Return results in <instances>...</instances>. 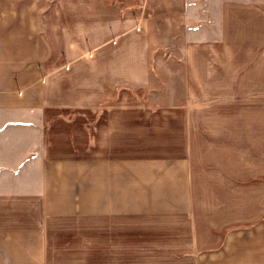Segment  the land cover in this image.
<instances>
[{"label": "crops", "instance_id": "crops-1", "mask_svg": "<svg viewBox=\"0 0 264 264\" xmlns=\"http://www.w3.org/2000/svg\"><path fill=\"white\" fill-rule=\"evenodd\" d=\"M158 1H174L164 6L189 17L192 4L185 1L200 0ZM91 18L92 61L73 41L67 62L50 68L41 90L35 81L20 91L0 84V264H264V66L255 58L251 69L237 66L230 78V67L198 61L197 53L212 56V45L188 44L184 116L197 117L192 84L252 87L223 98L251 108L182 127L179 151L150 144L147 116L155 111L126 109L133 104L121 98L150 86L149 41L133 35L131 12ZM82 21L81 14L62 16L59 28L68 40L82 39ZM70 110L105 118L92 136L80 124L90 138L76 143L92 144L93 156L50 151L61 139L48 135V115ZM158 113L165 119L170 112ZM230 117L237 118L233 129ZM160 125L166 132L165 121ZM133 139L143 140L141 149L174 151L105 154L133 149Z\"/></svg>", "mask_w": 264, "mask_h": 264}, {"label": "rangeland", "instance_id": "rangeland-1", "mask_svg": "<svg viewBox=\"0 0 264 264\" xmlns=\"http://www.w3.org/2000/svg\"><path fill=\"white\" fill-rule=\"evenodd\" d=\"M166 2L174 1L0 0V84L15 83L17 84L15 91H20L35 81L34 84L36 82L38 84V91L41 90L46 85V80L48 81L50 68L56 63L67 62V56L71 55L68 46H73L70 42L74 41L80 46H86L81 56L84 55V58L92 61L91 50H86L89 49L88 45H91V37L89 38L88 34L96 23L92 21L93 15L102 14V12L106 14L131 12L133 35L144 36L149 41L148 60L151 82L148 89L124 91L121 93V98L133 104V107L126 109L155 111L147 116L150 127L147 138L151 139L148 143L151 144L153 141L157 144L159 141L169 148L174 147L178 150L179 137L185 134L184 126L195 125V122L197 127L210 125L213 124L212 117H220L222 114L236 116V110L244 107L248 109L247 106L250 105L251 108L252 105L251 102L246 101L223 100V98H233L234 93H240L241 89L246 94L251 93L252 87L223 86L225 90L222 91L220 84L206 87L192 84L191 88L197 95V100L192 104L197 117L192 119L193 121L185 117L183 106L185 104L187 106L185 83L188 82V70L184 66L187 61L184 54L186 46L192 43L198 46L204 43L212 45L214 47L212 56L210 57L209 53H197L198 61L204 57L207 62H213L221 67L222 65L230 67V78L235 77L232 69L237 66L245 70L251 69L255 58L263 67L264 0L185 1L192 4L189 17H186L183 11L175 10L174 6L165 7ZM74 14H81L84 18L81 24L85 27L83 32L85 37L68 40L67 35L63 34L59 28L60 19L62 16ZM69 32L71 30H67L66 34ZM113 40L115 39L113 38L111 43L114 45ZM257 47L260 48L259 54L256 53ZM248 78L245 71L244 79ZM205 88L211 95L205 94ZM162 110L164 113L170 112L164 114L165 119L159 117L158 111ZM142 118L131 120L133 126H140ZM177 120L180 123L177 124L178 127L174 123ZM162 121H165L166 132L160 125ZM236 121V117L229 118L231 129L236 125ZM103 123L105 118L97 120L91 112L86 111L70 110L49 114L48 135L52 134L61 139L59 142H53L50 151L53 154L76 158L93 156L94 152L98 151L93 149L92 144L76 143L77 139L82 137L90 138L89 133H85L80 124L82 127L89 128L88 132L92 136L94 128L97 129ZM50 126L53 127L50 128ZM152 127H156V130ZM81 131L82 134H79ZM65 140L78 148L66 149ZM141 141L143 140L133 139V149L107 150L105 154L121 158L160 155L174 151H166V148L141 149L140 145L144 144Z\"/></svg>", "mask_w": 264, "mask_h": 264}, {"label": "built area", "instance_id": "built-area-1", "mask_svg": "<svg viewBox=\"0 0 264 264\" xmlns=\"http://www.w3.org/2000/svg\"><path fill=\"white\" fill-rule=\"evenodd\" d=\"M42 83H44V80H42Z\"/></svg>", "mask_w": 264, "mask_h": 264}]
</instances>
